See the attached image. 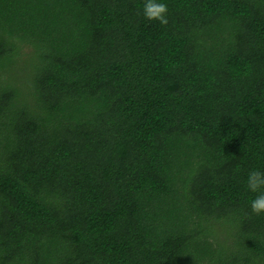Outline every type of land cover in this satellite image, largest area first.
I'll list each match as a JSON object with an SVG mask.
<instances>
[{
  "label": "trees",
  "instance_id": "trees-1",
  "mask_svg": "<svg viewBox=\"0 0 264 264\" xmlns=\"http://www.w3.org/2000/svg\"><path fill=\"white\" fill-rule=\"evenodd\" d=\"M0 0V264H264V0Z\"/></svg>",
  "mask_w": 264,
  "mask_h": 264
},
{
  "label": "clouds",
  "instance_id": "clouds-1",
  "mask_svg": "<svg viewBox=\"0 0 264 264\" xmlns=\"http://www.w3.org/2000/svg\"><path fill=\"white\" fill-rule=\"evenodd\" d=\"M143 15L147 20L159 21L161 25H167L168 6L157 0H145ZM247 189L256 195L250 203L251 213L255 216L264 214V171L252 170L247 175Z\"/></svg>",
  "mask_w": 264,
  "mask_h": 264
}]
</instances>
